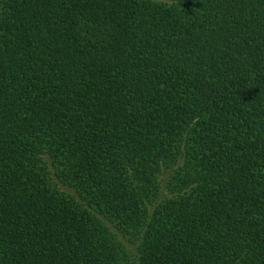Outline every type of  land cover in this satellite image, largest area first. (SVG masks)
<instances>
[{
  "label": "trees",
  "instance_id": "1",
  "mask_svg": "<svg viewBox=\"0 0 264 264\" xmlns=\"http://www.w3.org/2000/svg\"><path fill=\"white\" fill-rule=\"evenodd\" d=\"M0 264H264V0H0Z\"/></svg>",
  "mask_w": 264,
  "mask_h": 264
}]
</instances>
